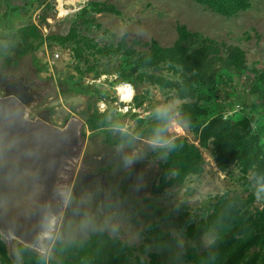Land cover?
I'll return each mask as SVG.
<instances>
[{"label": "rangeland", "instance_id": "374dc122", "mask_svg": "<svg viewBox=\"0 0 264 264\" xmlns=\"http://www.w3.org/2000/svg\"><path fill=\"white\" fill-rule=\"evenodd\" d=\"M93 2L113 4L120 14L81 18L83 9ZM76 21L86 23L82 35L108 46L125 37L139 51H147L154 41L169 47L179 38L178 27L186 26L191 33L242 48L247 54V70L216 72L202 89L207 100L195 102L207 110L217 107L225 119L255 116L252 128L264 143L258 113L244 109L253 102L255 72L264 71V0H254L249 10L234 17L221 16L190 0H0V98H16L31 120L61 130L74 122L80 126V143L62 177L68 197L65 210L49 238L34 252L54 257L57 242L85 241L103 233L118 236L135 249L139 264H151V254L157 251L166 252V264H188L185 249L190 242L180 229L183 222L198 223L209 203L223 195L247 200L254 194L250 208L256 213L264 209L262 196L255 186L247 185L239 169L232 167L230 173L219 169L212 144L201 148L199 137L180 113L181 106L190 101H179L175 90L150 84L136 89L117 82L122 54L105 57L92 47V53L78 59L69 45H41L31 35L35 26L45 38L65 36ZM57 53L60 58L53 60ZM160 73L168 76L165 70ZM122 86L131 88L129 102L122 101L118 90ZM94 113L105 115L108 126L92 130L86 125L85 118ZM156 114L166 122L164 139L154 142L139 137L137 121ZM121 134L130 138L113 144ZM179 137L201 148L204 172L183 184L166 186L160 176L164 156L157 150ZM1 237L12 259L19 262L17 246L22 244ZM210 241L204 238L193 246L201 254Z\"/></svg>", "mask_w": 264, "mask_h": 264}, {"label": "trees", "instance_id": "16d2710c", "mask_svg": "<svg viewBox=\"0 0 264 264\" xmlns=\"http://www.w3.org/2000/svg\"><path fill=\"white\" fill-rule=\"evenodd\" d=\"M224 17H234L249 10L254 0H190ZM119 15L117 8L106 2H93L83 9L81 18L89 14ZM94 23V22H93ZM86 23L76 21L65 35L43 37L33 26L31 35L40 39L41 45L55 42L69 45L76 58L83 59L91 48L105 56L122 54L118 68L117 82H126L139 88L140 84H150L164 89L175 90L179 101H190L180 108L189 128L199 137L201 148L213 145V159L223 172H231L232 167L243 174L248 186H255L264 205V143L261 136L254 133L252 120L255 116L245 114L225 119L217 107L203 109L195 100H207L202 89L212 82L216 72H241L247 70V54L237 46H226L210 38L191 33L186 26H179V38L174 45L164 47L154 41L147 51H139L122 38L118 44L102 45L82 35ZM140 42H136V44ZM162 70L168 73L163 76ZM252 83V104L244 109L257 112L264 125V71H256ZM177 77L176 80L174 78ZM135 100V98H134ZM263 109V110H262ZM262 111V112H261ZM245 112V111H244ZM136 117V115L134 116ZM159 115L137 121L136 134L151 141H162L167 134L166 122ZM86 119L92 130L107 127V118L94 113ZM115 139L118 145L129 139L127 134ZM212 142V143H211ZM201 148L187 138L174 139L157 153L164 156L161 166V181L166 186L183 184L190 176L204 172L205 159ZM229 172V173H230ZM253 175L249 179V175ZM214 203L204 211L198 222L188 220L180 229L186 232L190 245L186 247V257L191 264H264V209L254 213L251 205L254 194L248 199L228 195L214 198ZM185 221V220H184ZM217 231L214 238L210 235ZM210 241L209 248L199 254L193 246L200 240ZM140 251V250H138ZM166 252H153L151 264H166ZM19 262L12 259L7 243L0 235V264H136L140 263L136 250L118 236L100 234L79 242H57L54 257H44L23 245L17 246ZM155 256V257H154ZM167 256V255H166ZM188 262V264H189ZM150 264V263H149Z\"/></svg>", "mask_w": 264, "mask_h": 264}, {"label": "water", "instance_id": "95a60500", "mask_svg": "<svg viewBox=\"0 0 264 264\" xmlns=\"http://www.w3.org/2000/svg\"><path fill=\"white\" fill-rule=\"evenodd\" d=\"M27 115L16 98H0V235L36 250L65 210L62 177L80 126L61 130Z\"/></svg>", "mask_w": 264, "mask_h": 264}, {"label": "bare ground", "instance_id": "6f19581e", "mask_svg": "<svg viewBox=\"0 0 264 264\" xmlns=\"http://www.w3.org/2000/svg\"><path fill=\"white\" fill-rule=\"evenodd\" d=\"M121 96H122V101L124 102V101H127V102H129L130 101V99H131V92L130 91H127V92H125L122 88H121ZM124 91V92H123ZM69 170H67L66 172H68ZM67 174V173H66ZM66 176V175H65ZM65 178V177H64ZM64 178H63V185H64ZM57 220V219H56ZM56 222V221H55ZM55 222H54V224H55ZM54 226V225H53ZM51 232H53V229H52V231ZM51 232H50V234H51ZM49 234V235H50ZM46 237L47 238H49V236L48 235H46L44 238L46 239ZM43 246V245H42ZM41 247V246H40ZM40 247H39V249H40ZM45 248V247H44Z\"/></svg>", "mask_w": 264, "mask_h": 264}, {"label": "built area", "instance_id": "2783aa9c", "mask_svg": "<svg viewBox=\"0 0 264 264\" xmlns=\"http://www.w3.org/2000/svg\"><path fill=\"white\" fill-rule=\"evenodd\" d=\"M59 58H60V54L57 53V54L54 56L53 60H57V59H59ZM122 89H123L125 92H127V91H130V92H131V88H128L127 86H122Z\"/></svg>", "mask_w": 264, "mask_h": 264}, {"label": "clouds", "instance_id": "9594fccd", "mask_svg": "<svg viewBox=\"0 0 264 264\" xmlns=\"http://www.w3.org/2000/svg\"><path fill=\"white\" fill-rule=\"evenodd\" d=\"M122 87H120V88H118V90L120 91V89H121ZM122 92V91H121ZM124 92V91H123ZM31 250V249H30ZM32 251H36V250H32ZM38 252V251H37ZM39 253V252H38Z\"/></svg>", "mask_w": 264, "mask_h": 264}]
</instances>
